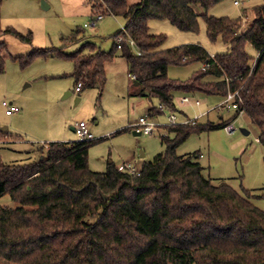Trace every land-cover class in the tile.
I'll return each mask as SVG.
<instances>
[{
  "label": "trees",
  "instance_id": "16d2710c",
  "mask_svg": "<svg viewBox=\"0 0 264 264\" xmlns=\"http://www.w3.org/2000/svg\"><path fill=\"white\" fill-rule=\"evenodd\" d=\"M226 0H103L108 16L124 18L125 39L110 52L87 42L72 54L61 49L37 50L15 57L22 68L36 59L51 56L70 59L76 84L100 89L107 84V65L118 54L126 60L129 76L135 77L142 98H157L160 106L177 111L182 95L216 97L240 89L241 108L259 128L257 139L264 147V56L249 78L248 47L264 48V4L254 8V19L246 31L242 19L209 16L211 8ZM0 0V38L10 35L25 43L31 34L3 27ZM197 6L205 14L200 15ZM96 8V7H95ZM205 20L209 39L231 48L212 55L201 45L191 44L162 50L165 34L150 33V22L166 20L186 33H199ZM63 42H77L81 32ZM132 39L142 52L128 46ZM6 43L0 44V73H5ZM209 65L193 73L188 81L169 78L171 67ZM231 79L230 85L226 78ZM160 114L158 108L149 110ZM195 127L169 128L160 136L163 153L142 166L133 177L109 162L105 172L89 166V150L96 141L50 143L38 150L36 162L16 165L0 156V199L10 195L18 206H0V260L7 264H264V211L252 200L264 193L215 182L204 174L193 155H179L178 148L195 133L224 129L237 120ZM0 131V142L20 140Z\"/></svg>",
  "mask_w": 264,
  "mask_h": 264
},
{
  "label": "rangeland",
  "instance_id": "374dc122",
  "mask_svg": "<svg viewBox=\"0 0 264 264\" xmlns=\"http://www.w3.org/2000/svg\"><path fill=\"white\" fill-rule=\"evenodd\" d=\"M103 0H4L3 27H12L23 34H31V43H25L10 35L0 38L6 43L5 73H0V131L8 128L13 136L23 137V141L0 144L1 159L10 164L23 165L36 162L41 158L38 150H47L50 143H75L80 138L71 129L76 123L86 122L96 141L89 150V166L96 173L105 172L109 162L115 165L125 162L153 161L163 153L165 146L160 136L167 131L154 135H135L131 125L149 114L150 108H159L157 98L138 96L140 89L129 76V67L121 54L107 65V84L103 90L85 89L77 94V84L73 78L75 66L70 59L51 56L38 58L26 67L14 61L15 57L27 56L37 50L61 49L66 54L77 52L83 44L92 42L101 50L110 52L117 43L115 35L124 30V18L108 16L101 9ZM131 5L141 0H127ZM236 0H226L211 8L209 16L217 18H241L242 28L246 31L255 15L254 8L264 4V0H246L235 6ZM44 5L49 9H44ZM96 7V8H95ZM198 12H205L197 6ZM103 14L95 28H85ZM81 34L74 43H64L63 39ZM150 33L165 34L167 41L160 47L172 50L183 45L199 44L211 55L229 53L231 48L222 41L213 43L208 36L205 20L200 18L199 33H186L174 27L169 21H151ZM253 58L256 50L248 47ZM203 64L190 67H171L169 78L188 81L193 73L202 69ZM70 93V96L66 97ZM201 107L182 106L177 99L178 121L184 119V111L189 118L202 111L218 106L216 97L196 96ZM80 102L77 104V99ZM14 103L22 111L14 116L6 114L4 102ZM237 113L224 110L212 112L201 124L211 120L214 124L231 120ZM156 118L161 125H168V116ZM233 132L216 129L193 134L186 143L178 148L179 155H193L198 152L197 161L203 166L207 178L219 183L224 181L242 194L243 189L264 193V147L259 143L258 126L252 124L245 114L232 121ZM13 141V140H11ZM20 141V142H18ZM1 141L0 143H2ZM5 142V141H4ZM43 142V143H42ZM37 143V144H35ZM47 143V144H45ZM144 155L143 159L140 158ZM136 163V162H135ZM255 206L264 211V199L252 200ZM0 206L15 208L10 195L0 199ZM0 264H7L0 260Z\"/></svg>",
  "mask_w": 264,
  "mask_h": 264
},
{
  "label": "built area",
  "instance_id": "2783aa9c",
  "mask_svg": "<svg viewBox=\"0 0 264 264\" xmlns=\"http://www.w3.org/2000/svg\"><path fill=\"white\" fill-rule=\"evenodd\" d=\"M246 0H236L235 6H241ZM105 16L103 14L97 15V20L92 21L91 24H86L85 28H95L98 21L103 20ZM125 39L123 37H119L117 39V44L119 49H121L122 44L124 43ZM128 46H130L131 49H133L137 55L141 56L142 52L137 48L136 43L132 39H128ZM264 56V48L260 51H256V56L253 57V60L251 61V67H250V73L249 78L254 74V72L258 69V66L261 62V59ZM214 58V56L212 55ZM209 65H203V69H207ZM131 78L134 80L135 77L131 76ZM226 78L227 83L230 85L231 79ZM83 89V83H79L76 87V93L79 94ZM228 96L223 98V100L220 101L218 106L209 109L208 111H202L199 114L193 116V118H189L188 115L183 111L182 114L184 115V119L182 121H178V116H176L177 111L170 110L166 106L161 105L158 108V111L160 114H154L149 113L148 115L141 117L137 122L131 125V128L136 131V133H139L140 135H154L155 133H158L160 131H163L169 128H182V127H195L201 124V121L203 119L208 118V116L212 112H218L222 113L225 109L228 111H234L235 113H239L240 115L244 114V111L241 108L242 104V98L240 89L237 91H229ZM177 99H179V102L182 106L186 105H194L196 107H201L202 102L196 97V96H190V95H182L178 96L176 98V106H177ZM4 108H6V114L9 116H14L15 114H18L20 112V108L14 105V103L4 102L3 103ZM167 112H170V115L168 116V125H161L159 121L156 120V118L162 114H166ZM239 115V117H240ZM75 129V132L80 138V142L85 141H95L93 139V136L90 132L89 124L86 122L76 123L73 127ZM230 132H233V124L230 123L226 127ZM163 134H166L165 132ZM202 156V155H201ZM118 170L121 172H124L126 174H129L133 177H140L142 175V167L137 165L135 162H125L118 166Z\"/></svg>",
  "mask_w": 264,
  "mask_h": 264
},
{
  "label": "crops",
  "instance_id": "0c3cea01",
  "mask_svg": "<svg viewBox=\"0 0 264 264\" xmlns=\"http://www.w3.org/2000/svg\"><path fill=\"white\" fill-rule=\"evenodd\" d=\"M199 14H201V11H199ZM2 15H3V10H2ZM73 27H74V26H73ZM71 28H72V26H71ZM72 29L75 30V27L72 28ZM80 93H81V92H80ZM68 94H69V93H68ZM11 103H12V102H11ZM150 109H151V108H150ZM150 109H149V110H150ZM21 111H22V110L20 109V112H19V113H21ZM19 113H18V114H19ZM149 113H151V112L149 111ZM71 129H73V130L75 131V129H74L73 127H71ZM22 138H23V137H22ZM20 141L22 142L23 139L20 140ZM20 141H18V142H20ZM11 142H17V141H11V140L9 141V140H7V142H2V143H0V144L11 143ZM42 143H43V142H42ZM35 144H37V143H35ZM45 144H47V143H45ZM37 145H38V144H37ZM47 145H48V144H47ZM0 156H1V154H0ZM140 158L143 159V157H141V156H140ZM133 161H134V160H133ZM135 162L137 163V165H139V166H141V167H142L143 164L145 163L144 160H143V161H139V162L135 160ZM119 165H120V164H118L117 166H119Z\"/></svg>",
  "mask_w": 264,
  "mask_h": 264
},
{
  "label": "water",
  "instance_id": "95a60500",
  "mask_svg": "<svg viewBox=\"0 0 264 264\" xmlns=\"http://www.w3.org/2000/svg\"><path fill=\"white\" fill-rule=\"evenodd\" d=\"M43 8L47 10V9H49V6L44 5ZM72 28H74V27L72 26ZM136 85H138V83ZM68 96H70V93L66 97H68ZM79 102H80V98L77 99L76 103L78 104ZM4 131L9 132L8 128H5ZM135 135H140V134L135 132ZM141 157H144V155L141 154Z\"/></svg>",
  "mask_w": 264,
  "mask_h": 264
}]
</instances>
